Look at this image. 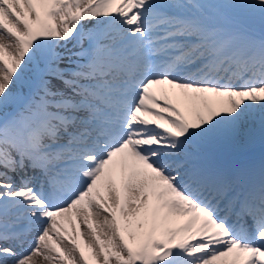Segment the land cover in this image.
Returning a JSON list of instances; mask_svg holds the SVG:
<instances>
[{
  "label": "snow or ice",
  "instance_id": "snow-or-ice-1",
  "mask_svg": "<svg viewBox=\"0 0 264 264\" xmlns=\"http://www.w3.org/2000/svg\"><path fill=\"white\" fill-rule=\"evenodd\" d=\"M0 264H264V0H0Z\"/></svg>",
  "mask_w": 264,
  "mask_h": 264
}]
</instances>
